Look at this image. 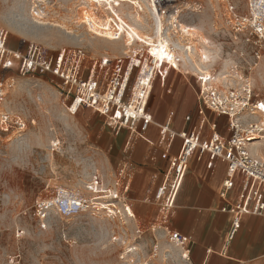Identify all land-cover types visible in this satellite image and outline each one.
I'll return each instance as SVG.
<instances>
[{
  "label": "rangeland",
  "instance_id": "obj_1",
  "mask_svg": "<svg viewBox=\"0 0 264 264\" xmlns=\"http://www.w3.org/2000/svg\"><path fill=\"white\" fill-rule=\"evenodd\" d=\"M109 1L0 0V31L8 33L9 48L34 42L54 49L80 48L93 57L120 56L152 35L155 18L146 0H124L118 9L111 3L108 6ZM232 1L240 13L246 12L247 0ZM177 3L178 8L184 7L178 20L191 35L189 39L198 37L199 42L209 44L211 50L203 45L201 54L207 61L212 53L210 67L246 73L253 55L240 54L248 47L240 34L224 29L219 2ZM35 13L66 24L81 41L61 28L40 26ZM114 13L126 31L119 39L103 30L115 20ZM20 31L28 36H21ZM52 35L59 42L51 45ZM184 69L192 70L186 64ZM17 70L3 75L11 76L14 84L0 111L21 118L26 127L19 132L12 123L7 132L0 129V264H191L184 248L172 243L162 230L137 224L127 212L108 153L115 135L105 117L89 108L72 114L59 93L60 81L52 74L19 76ZM250 75L256 98L264 100V48ZM97 175V191H92ZM58 186L80 189L93 205L72 218L59 215L48 204Z\"/></svg>",
  "mask_w": 264,
  "mask_h": 264
},
{
  "label": "built area",
  "instance_id": "obj_2",
  "mask_svg": "<svg viewBox=\"0 0 264 264\" xmlns=\"http://www.w3.org/2000/svg\"><path fill=\"white\" fill-rule=\"evenodd\" d=\"M217 1L221 6L224 29L233 35L240 34L248 47L245 51L241 49L240 54L253 55L254 62L247 63L246 73L236 68L222 71L212 69V53L206 61L207 65L203 69L197 68L191 52L201 54L203 45L209 51L211 49L208 43L199 42L198 37L189 39L191 35L178 20L184 10L181 8L184 7H177L178 0H150L155 18L153 36L147 37L146 41L138 40L137 47L124 51L120 56L93 57L80 48L54 49L34 42L26 45L19 43L17 47L9 48L8 33L0 31V107L7 91L14 84L11 76L3 78V75L15 67H18L19 76L46 72L60 81L59 93L72 114L76 115L81 109L90 108L104 116L114 130L126 127L134 132L140 122L144 129L152 121L148 105L156 81L165 79L171 70L183 72L196 81L200 107L228 118L229 136L223 138L216 123L210 124V133L203 135L207 117L201 111L198 128L181 133L171 131L168 123L162 128L163 136L168 134L170 139L179 136L184 140L182 153L173 159L168 171V193L163 204L169 207L170 198L185 166L193 155L199 154L201 158L208 155L211 160L220 158L227 163L225 191L233 186L236 172H241L252 184L248 200H257L256 208L261 211L264 209L260 198L261 193H264V100L256 98L250 71L258 65L264 48V0H247V10L244 13L236 9L232 0ZM122 2L124 0H110L107 4L110 6L111 3L118 9ZM113 15L115 20H111L103 30L112 32L119 39L126 31L115 13ZM185 64L192 70H185ZM187 119L190 120L191 117ZM12 123L19 132L26 127L21 118L14 119L1 110L0 129L7 132ZM256 142L261 143L260 148L254 145ZM127 174L128 165L124 163L117 171L116 183L129 213L131 209L124 197L128 188ZM98 180L100 179L96 177L94 185H91L92 191L99 184ZM48 204L54 206L59 215L72 218L85 213L93 205V200L86 197L80 189L58 186ZM230 210L244 212L246 207L243 203H237ZM151 229L165 231L163 224ZM165 234L172 243L184 248L189 258L185 249L186 237L176 231Z\"/></svg>",
  "mask_w": 264,
  "mask_h": 264
},
{
  "label": "crops",
  "instance_id": "obj_3",
  "mask_svg": "<svg viewBox=\"0 0 264 264\" xmlns=\"http://www.w3.org/2000/svg\"><path fill=\"white\" fill-rule=\"evenodd\" d=\"M148 106L152 121L147 127L143 129L140 122L134 132L126 127L113 129L115 137L108 147L115 179L119 168L128 165L124 197L132 218L147 229L163 224L164 233L184 235L191 264H264V209L257 210V200H248L252 184L239 171L233 177V186L225 191L228 166L222 159L193 155L169 207L163 204L168 193V171L173 159L182 153L184 140L163 136L162 128L167 123L176 133L198 128L201 111L207 117L203 135L209 134L210 124L216 123L219 134L227 138L228 118L200 107L195 79L174 70L156 81ZM260 198L264 203V193ZM237 203H243L246 211H231Z\"/></svg>",
  "mask_w": 264,
  "mask_h": 264
},
{
  "label": "bare ground",
  "instance_id": "obj_4",
  "mask_svg": "<svg viewBox=\"0 0 264 264\" xmlns=\"http://www.w3.org/2000/svg\"><path fill=\"white\" fill-rule=\"evenodd\" d=\"M141 2H145V0H141ZM146 4H148L147 6H149L148 7V9H149V11H150V16L152 17V18H154V16H153V14H152V9H151V2H150V0H146ZM181 4V3H180ZM188 5V4H187ZM186 5V6H187ZM185 6V7H186ZM89 8V7H88ZM141 8L142 9H144V8H146L145 6L143 7V6H141ZM148 11V12H149ZM89 13L90 14H93V11H89ZM34 18H35V21L41 26V25H47V24H49V25H51L52 27H57V28H61V29H63V30H65L66 31V33H69V34H75L74 33V30L73 29H71V28H69V27H67L66 26V24H64V23H62V22H59V21H55V20H52V21H50V20H46V19H44L43 18V16H41V13H35V15H34ZM151 18V19H152ZM144 23H146L148 26H150L149 24H148V22L144 19ZM154 23V22H153ZM154 26L155 25H152V31L154 30L153 28H154ZM23 29V28H22ZM185 29V28H184ZM185 31H187V33H189L188 32V30H186L185 29ZM76 32V31H75ZM20 34L21 35H28V33L26 32V31H20ZM143 34V33H142ZM146 34V33H145ZM75 35H77L79 38V40L78 41H81V39H80V36H79V34H75ZM147 35V34H146ZM150 35V34H149ZM155 35H157V34H155ZM148 36V35H147ZM153 36V32H152V35L150 36V37H152ZM179 36V35H178ZM76 37V36H75ZM39 38H42V36L41 37H39ZM145 39V41L147 40L146 38V36L144 37ZM48 41H49V43L52 45V44H56V43H58L59 42V39L57 38V36L56 35H52L49 39H48ZM141 41H142V39H141ZM205 50V49H204ZM206 51V50H205ZM206 53H207V51H206ZM191 55H192V57L194 58V62H195V66L197 67V68H199V69H203L204 68V66L206 65V59H205V56H204V54L202 53V54H199V55H196L195 53H193V52H191ZM208 58V57H207ZM256 147H259L260 145H261V143H259V142H256L255 144H254Z\"/></svg>",
  "mask_w": 264,
  "mask_h": 264
}]
</instances>
